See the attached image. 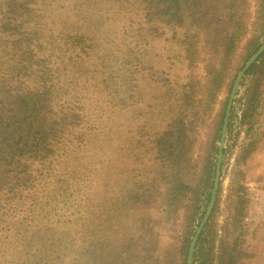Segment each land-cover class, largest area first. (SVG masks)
Returning a JSON list of instances; mask_svg holds the SVG:
<instances>
[{
    "label": "trees",
    "instance_id": "trees-1",
    "mask_svg": "<svg viewBox=\"0 0 264 264\" xmlns=\"http://www.w3.org/2000/svg\"><path fill=\"white\" fill-rule=\"evenodd\" d=\"M203 5L0 0V264H186L231 89L264 45V0H228L217 19ZM263 86L264 54L229 118L226 141L244 100V161L264 137ZM218 103L198 173L199 127ZM245 217L238 198L225 264L240 261Z\"/></svg>",
    "mask_w": 264,
    "mask_h": 264
},
{
    "label": "rangeland",
    "instance_id": "rangeland-1",
    "mask_svg": "<svg viewBox=\"0 0 264 264\" xmlns=\"http://www.w3.org/2000/svg\"><path fill=\"white\" fill-rule=\"evenodd\" d=\"M227 2L228 0H203V6L207 12L213 14V19H217L220 15L224 16ZM223 23L225 21H221L220 25L218 24L222 31L225 29ZM239 60V54L232 57L230 64L232 68L237 69L239 67ZM197 72L198 76L201 77V70L199 69ZM244 96L243 88L239 97L243 99ZM225 97L226 93L223 90L218 96V102L224 100ZM262 98L260 115L257 118L255 128L264 133V92ZM243 105L244 100L237 105V114L233 121L229 139L225 142L226 156L223 161L217 196L218 203L213 217L209 221V226L203 230L201 251L195 258V264H225L227 262L225 257L227 249L230 250L233 242L242 233V231L235 229L233 224L238 198L245 201L246 210V217L242 223V244L240 248H237L242 252L238 264H264V137L258 148L244 161L242 151L252 139L246 134L247 128L242 127L240 122ZM213 107L212 112L205 114L204 123L199 127L198 173L203 170L202 161L206 151L205 145L208 136L212 134V125L216 124L214 117L220 109V103ZM167 237L169 236H164L160 244L161 247L169 246L172 243V239ZM176 263L177 259L173 256L172 264Z\"/></svg>",
    "mask_w": 264,
    "mask_h": 264
},
{
    "label": "water",
    "instance_id": "water-1",
    "mask_svg": "<svg viewBox=\"0 0 264 264\" xmlns=\"http://www.w3.org/2000/svg\"><path fill=\"white\" fill-rule=\"evenodd\" d=\"M264 54V45H262L257 52L248 60V62L244 65L240 73L238 74L233 87L230 92V96L228 99V103L226 106L225 114H224V119H223V124H222V129H221V135H220V144L218 147V153H217V161H216V170H215V177H214V184H213V190L211 193L210 201L208 203L207 209L205 211V214L196 229V232L192 238L189 250H188V255H187V261L186 264H193V256H194V251L198 242V239L204 230L205 225L207 224L210 215L212 213L213 207L215 205L218 191H219V186H220V181H221V174H222V159H223V151L225 147V141H226V136H227V130H228V124H229V118H230V113L232 110L233 106V101L235 99V95L238 91V88L240 86L241 81L243 80L246 72L250 69V67L257 61V59Z\"/></svg>",
    "mask_w": 264,
    "mask_h": 264
}]
</instances>
